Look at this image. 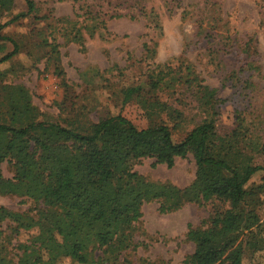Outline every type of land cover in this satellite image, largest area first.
<instances>
[{
  "label": "rangeland",
  "instance_id": "rangeland-1",
  "mask_svg": "<svg viewBox=\"0 0 264 264\" xmlns=\"http://www.w3.org/2000/svg\"><path fill=\"white\" fill-rule=\"evenodd\" d=\"M6 1L0 0V14L5 16ZM34 1V12L1 30L18 48L0 63V83L22 86L38 119L85 130L102 117L121 114L145 127L149 119L138 100L122 103L121 92L160 72L169 85L155 92L164 103L155 110L161 117L164 106L181 111L175 141L205 115L196 107L204 86L219 99L215 105L219 134L229 133L240 114L251 123L253 132H248L254 139L264 141V0ZM14 2L12 14L24 12V1ZM100 19L104 29L96 27L93 33L85 29ZM78 27V39H71ZM247 41L254 51L246 48ZM12 48L8 40H0V55ZM2 95L0 88L4 110L7 102ZM31 150V144L19 138L11 152V162L23 165V180H16L10 161L0 163V204L20 214L7 218L0 211L1 254L13 264H37L27 247L45 235L33 222L43 202L55 198L51 187L33 172ZM133 170L150 181L184 187L194 178L195 164L191 154L175 158L171 166L144 157ZM216 206L215 201L188 202L160 212L157 202L144 203L134 229L135 239L142 242L130 260L145 257L158 264H186L185 255L194 249L185 236L187 224L200 225ZM258 212L264 230V207ZM39 251L40 264H77ZM241 264H264V249L247 250Z\"/></svg>",
  "mask_w": 264,
  "mask_h": 264
},
{
  "label": "trees",
  "instance_id": "trees-1",
  "mask_svg": "<svg viewBox=\"0 0 264 264\" xmlns=\"http://www.w3.org/2000/svg\"><path fill=\"white\" fill-rule=\"evenodd\" d=\"M14 1L4 4L7 16L0 14V18L6 17L0 20V40L13 45L12 50L0 55V63L15 55L18 48V43L1 30L36 9L34 0H23L24 12L12 14ZM84 27L89 33L96 27L104 29V19ZM74 30L70 37L78 39L79 27ZM250 44L247 41L246 48L254 51ZM168 85L157 72L122 89V103L138 100L149 119L145 127L116 114L79 130L38 119L22 86L0 83L2 99L7 102L4 110L0 109V163L11 162L15 141L24 139L32 146L33 172L51 187L55 197L43 202L33 222L45 235L27 247L37 264L43 260L39 250L47 256L68 257L77 264H158L156 259L145 257L130 260L133 249L142 242L134 237L141 207L151 201L158 203L160 212L174 211L188 202H217L200 225L187 224L185 236L194 249L185 255L186 264H241L247 250L264 249L258 212L264 207V141H257L258 136L254 139L251 123L246 124L240 114L229 133L219 134L215 111L219 99L207 86L200 90L203 96L196 98V107L205 115L175 141L181 111L164 106L165 116L161 117L155 110L163 103L155 92ZM187 154L193 157L195 175L184 187L153 182L133 170L144 157L171 166L175 158ZM11 164L16 180H23L22 163ZM0 211L7 218L20 217L1 204ZM2 251L4 248H0V264H13Z\"/></svg>",
  "mask_w": 264,
  "mask_h": 264
}]
</instances>
